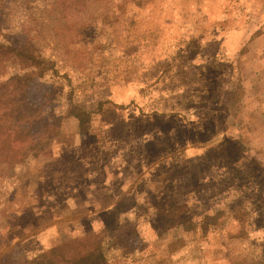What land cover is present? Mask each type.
Segmentation results:
<instances>
[{
	"label": "rangeland",
	"instance_id": "1",
	"mask_svg": "<svg viewBox=\"0 0 264 264\" xmlns=\"http://www.w3.org/2000/svg\"><path fill=\"white\" fill-rule=\"evenodd\" d=\"M0 8V264H264V0Z\"/></svg>",
	"mask_w": 264,
	"mask_h": 264
},
{
	"label": "trees",
	"instance_id": "2",
	"mask_svg": "<svg viewBox=\"0 0 264 264\" xmlns=\"http://www.w3.org/2000/svg\"><path fill=\"white\" fill-rule=\"evenodd\" d=\"M19 0H16V4H18ZM4 10H2V8H0V57H5V56H10V54L12 55H19V52L16 49L13 50L11 47H13L12 45H8L7 43H4L2 41V33L4 31V25L3 22L4 20H2V16H3V12ZM11 46V47H10ZM16 53V54H15ZM28 59L34 64L33 67H35L36 69H38V66L40 63L36 62V60L34 59V57L32 55H27ZM16 78H10L8 80V78L4 79L3 83L4 84H0V119L4 120V118L7 117H24V118H29L31 116L36 115V108L34 106V103L36 101L40 102L42 100H47L45 99L46 96L45 94H43L40 90L42 88H45L43 83H37V84H32V86L27 87L25 89V91H23V96H22V100H20L19 102H16L12 99L13 95L16 93ZM15 83V85H14ZM14 85V86H13ZM33 104V105H32ZM33 107V109L31 108ZM35 108V109H34ZM4 129L3 127L0 125V132H2ZM11 152V153H9ZM2 154L4 155H11L12 154V150L8 148L7 153H5V150L2 147ZM138 237V235H133V233L127 231V230H123L122 232L119 233L118 238L117 239V250L118 251H122L124 252L122 255L123 257H127L128 254H130V252H126L125 249L127 248L128 250L131 249V245L125 246L129 241L132 242H137L139 239H136L135 237ZM136 240V241H135ZM143 248H140L138 250H136L137 248H134L133 251L136 250V253L142 252ZM132 251V252H133ZM131 252V254H132ZM137 255V254H135ZM61 258V261L59 264H80V261L74 258H70V257H66V256H59ZM95 257V256H94ZM141 256L138 257H134L135 260H139ZM45 260H49V259H45ZM147 261V260H146ZM33 262H36L33 260ZM90 262V259H89ZM99 262V261H98ZM119 262H108L106 264H118ZM39 264H43V263H39ZM47 264H54V263H47ZM81 264H87L85 262L81 263ZM255 264H260L258 262H255ZM263 264V263H261Z\"/></svg>",
	"mask_w": 264,
	"mask_h": 264
}]
</instances>
